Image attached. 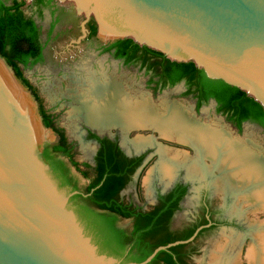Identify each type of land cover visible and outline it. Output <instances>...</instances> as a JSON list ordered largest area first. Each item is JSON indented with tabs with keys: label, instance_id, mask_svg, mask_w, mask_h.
I'll return each instance as SVG.
<instances>
[{
	"label": "water",
	"instance_id": "obj_1",
	"mask_svg": "<svg viewBox=\"0 0 264 264\" xmlns=\"http://www.w3.org/2000/svg\"><path fill=\"white\" fill-rule=\"evenodd\" d=\"M59 1L85 15L83 33L93 18L98 34L115 35L109 43L130 38L171 61L193 62L264 110V0ZM13 77L0 65V264H120L98 253L68 205L78 192L60 189L41 159L43 124ZM201 228L127 264H148L158 252L192 241Z\"/></svg>",
	"mask_w": 264,
	"mask_h": 264
},
{
	"label": "rangeland",
	"instance_id": "obj_2",
	"mask_svg": "<svg viewBox=\"0 0 264 264\" xmlns=\"http://www.w3.org/2000/svg\"><path fill=\"white\" fill-rule=\"evenodd\" d=\"M23 1L26 4L23 7V12L26 17L33 18L38 23L41 28V39L45 42L46 47L42 62L31 67L20 68L24 77L35 88L45 111L55 116L57 127L61 128L68 141L74 144V160L79 164L84 162L93 164L92 159L96 146L85 139L87 130L101 136L115 138L122 150L129 156L145 153L143 165L120 196L123 201L148 210L154 205L156 192L167 191L177 180L188 184L189 193L172 222L174 229H180L193 220L199 209L201 190L207 189L213 209L220 214L219 218L229 223L233 222L234 228L232 226L221 227L203 235L196 243L197 253L191 261L194 264H249L246 255L248 248L253 243L251 237L255 230H250L249 223L259 225L261 222L260 226H263L264 211L257 210L256 207L247 205L248 203L243 204L242 201L238 204V200L229 192L223 194L217 191L213 182L218 177V172L210 170L211 172L206 174L207 177L204 175L200 178H188L184 169H178L171 179L162 176L156 171L160 162L158 150L163 148L194 157V149L187 143L164 137L151 127H137L123 131L117 127L98 130L89 126L81 117L78 118L77 115H74L79 105L74 98L73 87L87 79L90 74L89 77L93 76L94 80L99 79L101 82L115 81L122 87L124 96L129 94L131 97L135 96L139 99L145 97L156 107L166 99L171 104L187 111L199 125L218 127V129L227 131L231 137L255 146L258 154L263 158L264 130L251 123L242 124L238 130L229 124L223 115L216 112V106L212 100L197 109L195 99L185 95L186 87L182 82L173 87L154 89L155 85H148L151 74L141 69L138 64L125 66L120 61L101 52V46L114 39H108L104 34L101 36L98 32L94 38L89 40L86 38L87 30L86 33H83L81 29L85 15L78 14L72 3L52 0L53 11L56 13L53 14L51 10L45 9L39 17L31 6L32 1ZM57 10L62 11L63 16L58 25L52 29L53 18L59 14ZM9 74L14 76L11 72ZM13 78L21 89L23 88L41 125L37 103L19 80L15 76ZM43 131L44 143L37 147L39 152L42 151L44 145L54 143L56 140L51 129L49 131L43 129ZM137 139L148 140L151 143L138 148L134 146V141ZM204 163L210 164L209 162ZM212 172L211 176L209 173ZM75 174L79 177L82 186L88 184V181L83 180L79 173ZM235 205L240 210L237 213L232 211ZM120 224L127 226L128 222L121 221ZM224 237L239 241L233 249H226L220 260L213 262L215 246L224 243ZM220 240L221 243H219Z\"/></svg>",
	"mask_w": 264,
	"mask_h": 264
},
{
	"label": "trees",
	"instance_id": "obj_3",
	"mask_svg": "<svg viewBox=\"0 0 264 264\" xmlns=\"http://www.w3.org/2000/svg\"><path fill=\"white\" fill-rule=\"evenodd\" d=\"M50 2V0H34L33 5L49 7ZM24 5L23 0H0V58L37 103L43 126L59 133L62 138L61 144L64 145L63 131L53 127L35 88L24 77L20 68V66L31 67L42 60L39 30L34 20L23 14ZM88 21V38H94L97 34L96 23L93 18ZM102 51L106 53L113 51V57L123 60L124 65L138 63L141 69L151 74L148 84H155L160 89L184 82L185 95L192 96L196 100L197 109L210 100L215 101L216 112L226 116L227 121L233 123L238 130L245 122L256 123L264 129V110L258 102L237 87L228 85L222 80L208 78L193 62L171 61L161 52L140 46L130 38L108 43ZM154 78L158 80L154 81ZM92 138L97 139L95 136ZM100 142L102 144L108 141L104 139ZM47 149L48 146L43 149L40 156L50 165L51 175L59 188L65 189L67 193L78 192L70 197L68 205L77 215L85 233L92 238L98 253L113 257L120 264L140 263L157 247L185 241L197 227L205 224V222L198 223L183 235H173L168 231L167 221L178 210L177 203L185 194V189L181 186L176 187L168 195L159 196L160 203L146 212L126 205L120 200V192L141 167L144 156L129 159L116 144L109 147L101 146L95 157V178L90 179L83 190H79L77 184L66 177L68 169L65 164L61 161L55 163ZM55 149L71 160L67 150H60L59 147ZM71 164L78 165L72 160ZM81 175L89 179L86 172ZM79 199L92 202L95 210L77 206L75 202ZM116 217L136 220L130 235L115 227ZM185 246L180 244L160 251L148 264L161 262L181 264L180 251Z\"/></svg>",
	"mask_w": 264,
	"mask_h": 264
},
{
	"label": "bare ground",
	"instance_id": "obj_4",
	"mask_svg": "<svg viewBox=\"0 0 264 264\" xmlns=\"http://www.w3.org/2000/svg\"><path fill=\"white\" fill-rule=\"evenodd\" d=\"M99 33L108 39L115 36L105 29ZM0 65L7 71L1 59ZM89 76L73 87L74 98L79 105L74 115L98 130L117 127L125 131L151 127L166 138L187 143L194 149V157L162 148L158 150L160 162L156 171L170 179L178 169H184L188 178L207 177L210 170L218 172L213 182L217 191L223 194L229 192L238 200V204L242 201L264 211V158L258 154L255 146L231 137L218 127L199 125L187 111L166 99L156 107L145 97L124 96L122 87L115 81L105 83ZM150 143L137 139L134 146L140 148ZM232 211L237 213L240 210L235 205ZM260 224L249 223L250 230L255 229L251 237L253 243L246 255L249 264H264V225ZM224 238V243L215 246L213 262L220 260L222 253L236 247L239 241Z\"/></svg>",
	"mask_w": 264,
	"mask_h": 264
},
{
	"label": "flooded vegetation",
	"instance_id": "obj_5",
	"mask_svg": "<svg viewBox=\"0 0 264 264\" xmlns=\"http://www.w3.org/2000/svg\"><path fill=\"white\" fill-rule=\"evenodd\" d=\"M33 1L31 2V6L32 8L35 9L37 15L40 17L43 13V10L45 9H49L52 11V13H56L54 10V7L52 6L53 5V1L50 0V5L49 7H36L35 5H33ZM26 5V4H25ZM24 5V6H25ZM23 6V7H24ZM23 7H22V11H23ZM59 11L57 14V16H55L53 19V27L52 29H54V27L56 25H58V23L61 21V18L63 16V12L60 11V10H57ZM24 14V12H23ZM25 15V14H24ZM33 19V18H31ZM38 30H39V42L42 46V51H41V56H42V60L44 58V50H45V47H46V44L44 41H42L41 39V28L39 27L38 23L35 21V19H33ZM89 21H87L88 23ZM87 23L85 24V28L87 30V35H86V38L89 40V39H92V38H88V27H87ZM91 26V24H89ZM108 44V43H107ZM107 44L101 46V52L102 53H105V54H108L109 56H111L113 59L117 60V61H120L123 65H124V61L123 60H120V59H116L115 57H113V51H110L109 53H106V52H103L102 49L104 48V46H106ZM42 60L40 62H42ZM39 62V63H40ZM38 64V63H37ZM135 64H138V63H135ZM133 65V64H132ZM139 65V64H138ZM127 66V65H125ZM20 67H23V66H20ZM140 67V66H139ZM24 68V67H23ZM158 78H154V81H157ZM184 83V82H182ZM148 85H155V84H148ZM185 85V83H184ZM33 87V86H32ZM34 88V87H33ZM156 88H159V87H156L154 86V89ZM196 101V100H195ZM215 106L217 108V104L215 103ZM43 107V106H42ZM215 108V109H216ZM44 109V108H43ZM45 110V109H44ZM46 114L49 116V121L53 124V127L54 128H57V129H61L59 127H57L56 125V118L53 114H50L49 112L46 111ZM224 116V115H223ZM226 118V116H224ZM227 120V119H226ZM229 124H231L233 127L234 124L229 122ZM245 123H251L253 125H256L257 127L263 129L260 125L256 124V123H252V122H245ZM244 124V123H243ZM236 128V127H235ZM62 130V129H61ZM264 130V129H263ZM53 131V130H52ZM63 131V130H62ZM54 132V131H53ZM55 136H56V140L54 143H51V144H46L43 146V149L48 146V153L52 156V158L54 159V162L55 163H58L59 161L63 162L65 164V167L68 169V172L66 173V177L71 180V182H75L77 184V187L79 188V190H83L86 186H82L80 184V179L79 177L75 174V173H79L80 177H82L81 173L83 172H86L88 175H89V179H85L82 177L83 180H87L88 181V184H89V181L90 179H93L95 178V167H96V163H95V157H96V154L98 152V150L101 148V146L103 147H109V146H112L113 144H116V146L118 147V149L125 155V157L127 158H136V157H140V156H144L143 159H142V164L141 166L143 165V161L145 159V156L146 154H134V155H128L126 154L122 148L119 146V144L117 143L116 139L115 138H110L109 136H101L99 135L98 133H94L92 132L91 130H87L86 132V135H85V139L87 141H90L92 143H94V145L96 146V151H95V154L93 156V159H92V162L93 164H90V163H87V162H84V163H77L74 158H73V154H74V151H75V146L72 142L68 141V139L66 138V135L64 134V131H63V134H64V137H65V141H64V145L61 144V137L59 135V133H55ZM92 136H95L97 137V139H94L92 138ZM107 140L108 142H105V143H102L100 142V140ZM56 147H59L60 150H67L69 155L71 156V160L76 162L78 165H72L71 164V160L66 157L63 153H61L60 151H56ZM42 149V151H43ZM41 151V152H42ZM40 152V153H41ZM43 162L50 168V165L45 161L43 160ZM86 165L88 167H86ZM140 169V168H139ZM138 169V170H139ZM137 170V171H138ZM137 171L135 172V174L137 173ZM134 174V175H135ZM133 175V176H134ZM133 181V177L131 179V181H129L127 183V185H129L131 182ZM126 185V186H127ZM178 186H181L185 189V194L183 195L182 199L178 201L177 203V207H178V210H176L173 215L170 217V219L167 221V226L169 227V230L171 233H173V235H183V234H186L187 231L191 230V228L195 227V225H197L198 223H202V222H205V224L197 227L195 229V231L193 232V234L189 237L191 238L197 229L201 228L197 234L195 235L194 239L188 243H186L185 247L180 251L182 253V258H181V264H194L191 260H192V257L197 253V246H196V243L198 242V240L201 239V237L205 234H208L218 228H221V227H229V226H232V228H234V224L233 222H227V221H224L223 219L219 218V212L217 210H214L212 205H211V202L209 200V197H208V192H207V189L203 188L201 190V194H200V198H199V209L198 211L196 212V214L194 215V218L192 221H190L187 225H185L184 227L180 228V229H174L173 226H172V222H173V219L174 217L176 216V214L181 210V205H182V202L184 201V199L186 198V196L188 195L189 193V186L188 184L184 183V182H181L179 180L175 181L172 186L165 192H156L155 194V202H154V205L151 207L153 208L154 206L158 205L160 202H159V196H163V195H168L169 193L173 192V190L178 187ZM126 188V187H125ZM65 190V189H64ZM124 190V189H123ZM122 190V191H123ZM121 191V192H122ZM120 192V194H121ZM119 194V198L121 201L122 198ZM126 205H131L132 207L134 208H138L140 211H148V210H143L142 208H139L137 206H135L134 204L132 203H127L125 201H123ZM75 204L77 206H82V207H87L89 209H93L95 210V207L94 205L92 204V202L90 201H87V200H77L75 202ZM150 208V209H151ZM138 212V211H137ZM121 221H127L128 222V225L127 226H124V225H121L120 222ZM136 223V220L134 218H129V219H123V218H119V217H116V221L114 222V225L115 227L125 231L126 234L130 235L131 233V230L133 229V226L134 224ZM203 230V231H201ZM201 231V232H200ZM188 238V239H189ZM187 239V240H188ZM160 264H164L163 262H161Z\"/></svg>",
	"mask_w": 264,
	"mask_h": 264
}]
</instances>
